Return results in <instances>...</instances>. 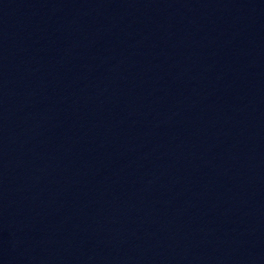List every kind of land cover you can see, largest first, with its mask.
Here are the masks:
<instances>
[{"label": "water", "instance_id": "95a60500", "mask_svg": "<svg viewBox=\"0 0 264 264\" xmlns=\"http://www.w3.org/2000/svg\"><path fill=\"white\" fill-rule=\"evenodd\" d=\"M0 264H264V0H0Z\"/></svg>", "mask_w": 264, "mask_h": 264}]
</instances>
